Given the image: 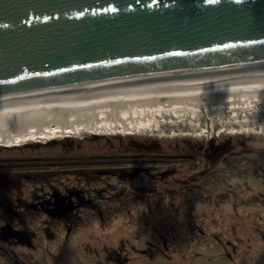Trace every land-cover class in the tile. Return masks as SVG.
<instances>
[{
	"label": "rangeland",
	"instance_id": "rangeland-1",
	"mask_svg": "<svg viewBox=\"0 0 264 264\" xmlns=\"http://www.w3.org/2000/svg\"><path fill=\"white\" fill-rule=\"evenodd\" d=\"M242 153L249 154L235 157ZM146 156L189 161L148 165L149 173L133 165L108 172L52 166ZM12 162L44 166L0 168V249L10 258L0 253V264H264L263 134H109L0 145V163ZM186 186L200 189L190 195ZM74 190L89 204L67 219L26 210L38 196Z\"/></svg>",
	"mask_w": 264,
	"mask_h": 264
},
{
	"label": "water",
	"instance_id": "water-1",
	"mask_svg": "<svg viewBox=\"0 0 264 264\" xmlns=\"http://www.w3.org/2000/svg\"><path fill=\"white\" fill-rule=\"evenodd\" d=\"M264 85V0H0V108Z\"/></svg>",
	"mask_w": 264,
	"mask_h": 264
},
{
	"label": "bare ground",
	"instance_id": "bare-ground-1",
	"mask_svg": "<svg viewBox=\"0 0 264 264\" xmlns=\"http://www.w3.org/2000/svg\"><path fill=\"white\" fill-rule=\"evenodd\" d=\"M264 135V85L135 91L0 108V145L109 134Z\"/></svg>",
	"mask_w": 264,
	"mask_h": 264
},
{
	"label": "trees",
	"instance_id": "trees-1",
	"mask_svg": "<svg viewBox=\"0 0 264 264\" xmlns=\"http://www.w3.org/2000/svg\"><path fill=\"white\" fill-rule=\"evenodd\" d=\"M249 153H242L240 155H235L236 158H244ZM188 158H182V157H174V156H146V157H102V158H96V159H58L56 160L52 166L57 167H63V168H77V167H86V166H100L108 172V169H114V168H122V166H132L135 167L136 172L140 173H146L145 171H148V168L146 166L148 165H169L174 164L178 162H188ZM228 159L225 161L227 162ZM13 163V164H12ZM0 163V168L3 170H9V171H16V170H24L27 168H33L36 166L38 168L39 166H44V164H32L29 162H21V163ZM45 166H50V164H45ZM149 173V172H148ZM226 180V179H225ZM227 181V180H226ZM196 189L195 186H186L183 188V190H187V192L190 195L194 194V191ZM177 192L175 191H169L168 194L170 196H175ZM0 253L7 257L8 260H10L8 253L0 249Z\"/></svg>",
	"mask_w": 264,
	"mask_h": 264
},
{
	"label": "flooded vegetation",
	"instance_id": "flooded-vegetation-1",
	"mask_svg": "<svg viewBox=\"0 0 264 264\" xmlns=\"http://www.w3.org/2000/svg\"><path fill=\"white\" fill-rule=\"evenodd\" d=\"M148 173V171H145ZM88 205L83 198V193L80 190L67 191L66 193H60L55 191L47 197L38 196L37 199L26 206V210H35L37 207L39 210H44L48 213L53 212L52 217L67 219L69 215H72L77 210L81 209V204ZM56 207V208H55ZM55 208V210H53ZM68 208H72L69 209ZM25 211L18 214H24ZM26 213V212H25ZM20 217V215L18 216ZM11 230V228H10Z\"/></svg>",
	"mask_w": 264,
	"mask_h": 264
}]
</instances>
